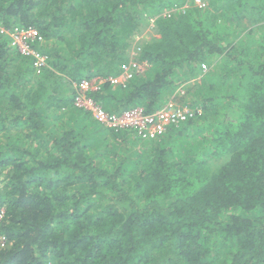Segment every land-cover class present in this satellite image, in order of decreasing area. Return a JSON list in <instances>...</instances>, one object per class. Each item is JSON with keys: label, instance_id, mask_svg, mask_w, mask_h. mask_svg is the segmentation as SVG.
<instances>
[{"label": "trees", "instance_id": "1", "mask_svg": "<svg viewBox=\"0 0 264 264\" xmlns=\"http://www.w3.org/2000/svg\"><path fill=\"white\" fill-rule=\"evenodd\" d=\"M193 1L0 0V264H264V0ZM28 28L43 67L13 43ZM130 60L145 70L88 96L194 114L96 145L76 82Z\"/></svg>", "mask_w": 264, "mask_h": 264}, {"label": "built area", "instance_id": "2", "mask_svg": "<svg viewBox=\"0 0 264 264\" xmlns=\"http://www.w3.org/2000/svg\"><path fill=\"white\" fill-rule=\"evenodd\" d=\"M195 5H206L205 0H194ZM14 38L13 43L16 44L23 53L33 55L35 64L43 67L45 65V54L32 50L31 43L41 40L38 31L35 28L18 29L11 33ZM203 69H207L206 64H202ZM142 66L136 60H130L121 66L120 75L108 76L107 78L95 77L91 79H82L77 82L78 95L75 98L77 105L84 107L85 110L91 111L92 115L101 124L114 129L120 130L129 128L136 130L140 136L146 139L157 138L163 134L169 125L179 123L188 119L194 114V109L187 105H179L176 101L169 100L160 109L147 113L139 106L126 109L120 113H110L106 111L98 102L88 96L91 89H98L100 83L106 79L115 85H125L127 81L137 72L141 71ZM5 216V208L0 209V223ZM9 244V238L0 231V248H4ZM53 264V263H50Z\"/></svg>", "mask_w": 264, "mask_h": 264}, {"label": "rangeland", "instance_id": "3", "mask_svg": "<svg viewBox=\"0 0 264 264\" xmlns=\"http://www.w3.org/2000/svg\"><path fill=\"white\" fill-rule=\"evenodd\" d=\"M190 5V0H186V2H185V4L184 5H182V6H178V7H175V9H181V8H186V7H188ZM169 10H165V13H167ZM154 18L155 17H152V18H150V21H149V23H151L153 20H154ZM153 26H148L147 28H145V30H144V33H142V34H140V35H138V34H136V36L134 37V39L132 40V44H131V46L128 48V53H129V55H130V58H131V56H135L136 54H137V52H138V44H139V39L140 38H149V37H151L152 35L154 36V35H156L155 34V30L152 28ZM124 63H126V62H123L122 63V65L124 64ZM145 68H146V66L145 65H143L142 66V68H141V71H143V70H145ZM120 73H121V69H120ZM120 73L118 74V75H120ZM186 86L188 85V84H190L189 82L187 83V82H185L184 83ZM184 85V86H185ZM183 86H180V87H178V89H177V91L178 90H180L181 88H182ZM183 91L184 92H181L180 91V95H183V94H185V89L183 88ZM180 95H178V96H180ZM178 99V97H176V100ZM179 100V99H178ZM175 101V100H174ZM98 123V122H97ZM101 125V124H100ZM103 126V128H104V130H102L101 131V135L98 137V139L96 140V145H108L107 143H105V140L103 139L104 138V135L107 133V132H109L108 130L109 129H111V128H109V127H107V126H105V125H102ZM105 127H106V129H108V130H106L105 129ZM103 132V133H102ZM153 139H156V138H153ZM151 140V139H150ZM110 146V145H109Z\"/></svg>", "mask_w": 264, "mask_h": 264}, {"label": "clouds", "instance_id": "4", "mask_svg": "<svg viewBox=\"0 0 264 264\" xmlns=\"http://www.w3.org/2000/svg\"><path fill=\"white\" fill-rule=\"evenodd\" d=\"M77 83V82H76Z\"/></svg>", "mask_w": 264, "mask_h": 264}]
</instances>
